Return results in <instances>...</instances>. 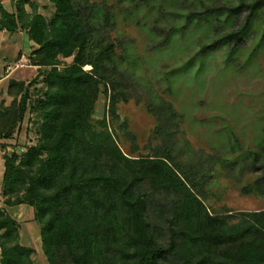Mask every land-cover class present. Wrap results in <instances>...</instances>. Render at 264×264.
<instances>
[{
    "label": "trees",
    "instance_id": "1",
    "mask_svg": "<svg viewBox=\"0 0 264 264\" xmlns=\"http://www.w3.org/2000/svg\"><path fill=\"white\" fill-rule=\"evenodd\" d=\"M29 1L11 0V12L0 5V31L10 37L24 31L35 45L28 65L45 87L30 107L38 139L23 153L2 155L1 197L4 206L32 209L46 263L264 264V210L213 213L204 202L212 157L182 161L167 142L150 155H126L105 119L101 131L92 127L99 95L108 97L115 116L116 100H124L128 89L117 76L113 44L94 26L99 11L87 0H47L54 10L46 19L34 7L25 9ZM198 1L203 10L180 13L185 26L196 20L215 29L216 38L200 53L227 45V59L236 58L255 18L264 13V0H239L235 6ZM242 12V26L216 32ZM101 16L110 27L111 12L104 9ZM173 30H164L159 46ZM263 42L264 31L257 48ZM69 58L71 64L61 65ZM31 83L9 81L6 95L12 101L0 111V140L9 139L23 119ZM262 137L258 151L247 154L254 160L264 153V129ZM33 253L20 244L19 223L0 207V264H35Z\"/></svg>",
    "mask_w": 264,
    "mask_h": 264
},
{
    "label": "rangeland",
    "instance_id": "2",
    "mask_svg": "<svg viewBox=\"0 0 264 264\" xmlns=\"http://www.w3.org/2000/svg\"><path fill=\"white\" fill-rule=\"evenodd\" d=\"M203 1L215 6L239 3V0ZM87 3L99 11L94 26L113 44L117 76L128 83L125 99L116 100L113 107L115 116L110 114L108 97L99 95L92 127L101 131L105 119L106 128L126 155L130 152L135 156L150 155L151 149L167 142L182 161L203 163L212 157L214 166L208 175L204 200L209 210L213 213L264 210V153L257 160L247 155L258 151L263 139L264 42L259 48L257 45L264 31V13L255 18L237 57L229 60L231 46L227 45L207 54L200 53L202 47L216 38L215 29L208 22L199 24L195 20L185 26V16L182 18L180 12L186 15L203 10L198 0H148L147 3L87 0ZM3 5L13 10L7 0ZM33 7L46 19L52 17L54 9L47 0H30L25 9L30 12ZM104 9L112 14L110 27L103 23ZM245 15L242 12L234 23L227 24V29L221 27L216 32L223 35L236 30L243 25ZM221 19L225 20L226 16ZM170 28L175 30L168 43L159 46L164 30ZM20 40L28 41L24 31L11 36L9 45L0 51V58L4 56L13 65L14 47L20 46ZM71 62L72 58L61 59V65ZM36 71L30 69L14 76L24 87L32 83L28 86L30 98L23 119L9 139L0 140V207L19 223L20 244L34 251V263L47 264L32 209L26 205L4 206L1 197L2 155L13 151L23 153L38 139V120L30 107L45 87L42 78L34 79ZM8 85L0 87V111L12 101L8 96L5 98ZM129 85H134L133 90H129Z\"/></svg>",
    "mask_w": 264,
    "mask_h": 264
},
{
    "label": "crops",
    "instance_id": "3",
    "mask_svg": "<svg viewBox=\"0 0 264 264\" xmlns=\"http://www.w3.org/2000/svg\"><path fill=\"white\" fill-rule=\"evenodd\" d=\"M9 8L11 7V0H7ZM4 0H0V5L7 11H12V9L8 10L3 5ZM11 40V37L9 34L5 31H0V51L5 49L4 47L8 46V42ZM17 46V44H14ZM20 45V46H19ZM19 47H14V64L11 65L6 62V59L3 57L0 58V87L4 86L6 83H9L10 80H13L15 77V74H18L20 72L28 71L30 69L37 70L35 67L29 66L28 63V57L32 50H34L35 45L30 42L26 41L24 43L22 40H20V44H18ZM15 80V79H14ZM7 97L5 92V98ZM7 105V104H5Z\"/></svg>",
    "mask_w": 264,
    "mask_h": 264
},
{
    "label": "bare ground",
    "instance_id": "4",
    "mask_svg": "<svg viewBox=\"0 0 264 264\" xmlns=\"http://www.w3.org/2000/svg\"><path fill=\"white\" fill-rule=\"evenodd\" d=\"M84 68H85V70H88L90 68V66H85Z\"/></svg>",
    "mask_w": 264,
    "mask_h": 264
}]
</instances>
